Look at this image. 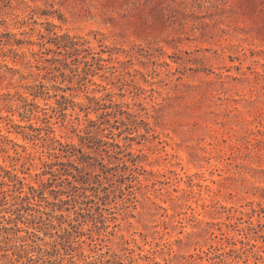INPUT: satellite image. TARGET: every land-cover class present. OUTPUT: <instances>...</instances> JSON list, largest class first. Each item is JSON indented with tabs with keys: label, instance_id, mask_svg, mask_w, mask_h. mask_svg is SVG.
<instances>
[{
	"label": "rangeland",
	"instance_id": "obj_1",
	"mask_svg": "<svg viewBox=\"0 0 264 264\" xmlns=\"http://www.w3.org/2000/svg\"><path fill=\"white\" fill-rule=\"evenodd\" d=\"M0 264H264V0H0Z\"/></svg>",
	"mask_w": 264,
	"mask_h": 264
},
{
	"label": "trees",
	"instance_id": "obj_2",
	"mask_svg": "<svg viewBox=\"0 0 264 264\" xmlns=\"http://www.w3.org/2000/svg\"><path fill=\"white\" fill-rule=\"evenodd\" d=\"M75 152H78L81 154V157H79L78 159H74V162H70L69 160L66 163H57L53 166H60L59 169H56L55 171H49L48 173L54 178L53 180H62L61 182L63 183V181L67 180L66 178L63 179V176H68L71 175L73 178H76V176H81L82 173L84 172V170H86L85 168H81L78 167V165L80 164L79 162H86L84 160H89L90 157L89 155H84L80 152V150L75 149V148H71V151L69 152L70 155H67V158L70 157H75L76 154ZM77 160V162L75 161ZM70 167L71 169H73L74 171L77 172L78 175H75L72 171H69L68 169H65L64 167ZM88 166V164H87ZM50 169H52V164ZM50 182L46 183L45 185H49L50 186ZM44 184H42L43 186ZM30 191H31V196L33 197L35 193H39L37 189H34L33 187H29ZM29 200V196H24V198L22 199V201H28Z\"/></svg>",
	"mask_w": 264,
	"mask_h": 264
}]
</instances>
